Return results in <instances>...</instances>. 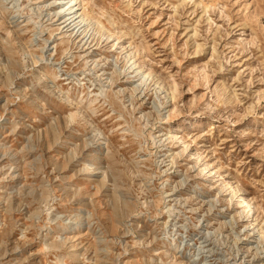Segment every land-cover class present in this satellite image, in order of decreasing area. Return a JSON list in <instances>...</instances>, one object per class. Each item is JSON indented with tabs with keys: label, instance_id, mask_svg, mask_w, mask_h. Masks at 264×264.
I'll use <instances>...</instances> for the list:
<instances>
[{
	"label": "rangeland",
	"instance_id": "374dc122",
	"mask_svg": "<svg viewBox=\"0 0 264 264\" xmlns=\"http://www.w3.org/2000/svg\"><path fill=\"white\" fill-rule=\"evenodd\" d=\"M66 2L0 0V264H264V0Z\"/></svg>",
	"mask_w": 264,
	"mask_h": 264
},
{
	"label": "bare ground",
	"instance_id": "6f19581e",
	"mask_svg": "<svg viewBox=\"0 0 264 264\" xmlns=\"http://www.w3.org/2000/svg\"><path fill=\"white\" fill-rule=\"evenodd\" d=\"M65 4H69V5L65 9L66 11H68V13L63 15V19H64L63 23L65 24V27L71 28L73 30L78 26V24H82L81 22H83L84 20H83L82 16L79 15V16H77V18H80V19L78 20V22H75V18H74L73 12L71 10V7L74 5V0H67V2ZM61 9H63V7H61L59 11H61ZM98 135H100V132H98ZM74 226H75V224L69 225L71 230L75 229ZM76 226H80V225L76 224ZM59 264H61V263H59Z\"/></svg>",
	"mask_w": 264,
	"mask_h": 264
}]
</instances>
